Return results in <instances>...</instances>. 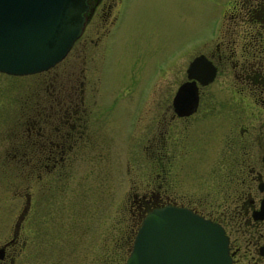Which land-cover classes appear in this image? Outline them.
Instances as JSON below:
<instances>
[{
  "label": "flooded vegetation",
  "instance_id": "1",
  "mask_svg": "<svg viewBox=\"0 0 264 264\" xmlns=\"http://www.w3.org/2000/svg\"><path fill=\"white\" fill-rule=\"evenodd\" d=\"M124 1L86 0L82 31L72 44L81 38L95 46L100 42L106 56ZM247 19L256 21L259 30L221 32L213 50L203 53L215 72L205 84L194 81L192 111L177 112L182 104H173L179 84L191 81L185 68L174 89L167 88L163 107L152 108L148 143L143 147L146 169L132 186L129 206L135 215L132 236L147 212L165 205L218 223L227 237L229 264H264V0ZM158 65L160 61L149 71L152 78L145 80L146 90L137 96L131 132L145 115ZM64 70L53 71L57 85L49 83V91L35 102L23 101L13 137L0 155V264H23L34 242L43 188L50 192L70 184L75 152L95 145L88 133L91 112L79 95L77 75L70 68L71 76L66 77ZM221 70H228L232 79L216 81ZM215 82L219 85L210 88ZM139 162L137 151L135 163ZM13 166L20 183L9 181ZM13 200H18L14 211Z\"/></svg>",
  "mask_w": 264,
  "mask_h": 264
},
{
  "label": "rangeland",
  "instance_id": "2",
  "mask_svg": "<svg viewBox=\"0 0 264 264\" xmlns=\"http://www.w3.org/2000/svg\"><path fill=\"white\" fill-rule=\"evenodd\" d=\"M232 1L126 0L120 3V21L106 56L101 53L100 42L95 46L81 38L48 71L24 75L0 72V155L13 137L23 101L35 102L48 92L49 83L58 81L53 71L63 68L66 77L71 76L70 68L71 74L77 75L75 81L82 88L79 95L91 112L88 133L95 144L90 150L75 152L70 184L50 192L43 188L46 193L36 208L34 242L29 245L23 264L123 261L135 220L129 211L130 193L146 169L143 147L148 143L146 137L153 118L150 112L163 107L167 88L174 89L193 55L208 54L219 33L239 26L231 18ZM158 61L160 70L148 95L145 115L136 131L131 132L137 96L146 90L145 80L152 78L149 71ZM231 79L228 70L215 76L216 81ZM218 85L215 82L209 87ZM137 151L139 163H135ZM16 169H11V183H20ZM11 185L14 193V184ZM17 205L18 200L11 201V210Z\"/></svg>",
  "mask_w": 264,
  "mask_h": 264
},
{
  "label": "water",
  "instance_id": "3",
  "mask_svg": "<svg viewBox=\"0 0 264 264\" xmlns=\"http://www.w3.org/2000/svg\"><path fill=\"white\" fill-rule=\"evenodd\" d=\"M86 0H0V71L29 74L59 61L80 34ZM173 104L188 113L196 103L194 81L212 80L214 65L195 55L185 68ZM185 99V100H184ZM223 228L186 208L162 206L136 227L120 264H229Z\"/></svg>",
  "mask_w": 264,
  "mask_h": 264
},
{
  "label": "trees",
  "instance_id": "4",
  "mask_svg": "<svg viewBox=\"0 0 264 264\" xmlns=\"http://www.w3.org/2000/svg\"><path fill=\"white\" fill-rule=\"evenodd\" d=\"M263 0H233L231 18L234 23L239 24L238 27H234L233 30H227L230 32L244 33L248 31H258L256 21L248 20L247 17L252 16L254 9H256Z\"/></svg>",
  "mask_w": 264,
  "mask_h": 264
}]
</instances>
